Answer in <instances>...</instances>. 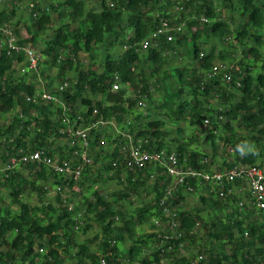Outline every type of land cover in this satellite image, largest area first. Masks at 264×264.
Instances as JSON below:
<instances>
[{"label": "trees", "instance_id": "obj_1", "mask_svg": "<svg viewBox=\"0 0 264 264\" xmlns=\"http://www.w3.org/2000/svg\"><path fill=\"white\" fill-rule=\"evenodd\" d=\"M100 1L99 9H87L86 0H62L56 4V8L65 7L70 11L71 22L79 23L74 28L71 23H62L43 49V55L51 58L50 62L55 65L61 63L64 70L76 72L74 86L69 84L61 93L58 90L51 91L62 97L67 110L40 98L30 100L39 91L38 83L34 81L35 71H30L33 78L24 74L15 77L17 62H26L27 65L25 54H9L5 45L0 48V111L9 117L7 125L0 128V138L6 141L1 156L7 162L0 179L11 189L9 193L12 197L9 205H0V264H66L68 259L97 264L101 255L113 260L125 258L130 261L129 264H164L165 258L168 264H193L192 258L200 253H204L206 258L198 264H264V222L261 218L250 210H241L236 206L239 197L230 195L223 199L212 185L195 179L191 180V185L194 192L200 194L202 208L178 207L181 227L185 229L182 240L189 246L196 245L202 239V229H207L206 239L210 242L205 239V245H201L196 255L190 252L180 255L179 249L167 250L173 240L162 242L158 233L151 231L148 237L157 241L155 251L143 255L146 239L141 237L137 226L151 221V226L156 230L153 219L163 218L160 200L173 178L162 175L155 165H149L138 175L129 171L121 150L126 138L111 125L106 127L114 130L112 134H106L108 131L102 126L89 131V155L94 164L101 163L99 173L89 177L88 185H84L81 180L91 172L93 163L85 167L79 181V192H86L87 188L96 198L92 201L86 197L84 207L74 205V209L70 210L69 206L74 202L62 195L72 189L73 182L67 189L62 188V192L57 191L58 185L65 183L62 175L45 164L23 161L25 154L37 149L49 154L59 152L62 158H72L75 147L80 148L79 144L74 147L65 145L67 143L57 144L58 139L68 138L60 132L64 126L62 118L68 116L74 120L81 116L78 126L82 128L101 118L111 120L119 129L132 133L136 139H144V147L175 150L181 163L186 162L197 169L210 170L213 165L223 168L237 163L257 165L264 169V0ZM171 6L174 11H170ZM37 9L33 4L35 26L37 31H45L51 24L52 16L47 9L42 12ZM223 12L231 15L238 13L242 19L236 27H231L221 16ZM15 16V8L0 9V26L9 24L19 44L32 42L34 45L36 33L30 39H20L17 27L11 25ZM177 16L179 20H176ZM203 17L209 21L203 22ZM161 18H171L174 24L188 19L191 26L196 25V30L187 35L176 28L173 41L162 38L158 46L139 50V43L160 25ZM130 29L133 34L128 33ZM2 36L0 31V39ZM228 37L231 39L228 40ZM216 40L243 48L240 59L231 62L239 66L240 72L233 74L230 84L219 74L214 77L208 75L220 57L228 58L227 53L218 51L215 43L209 45ZM118 45L124 47V52L117 55L105 51L100 70L94 68L93 64L84 68L80 53L91 55L96 48L114 50ZM176 48L183 49L193 66H180L171 73H164L158 85L162 87L163 94L158 103L150 102L160 113L171 118V123L179 129L184 128V125L196 127L191 139L202 137L199 147L190 146L191 143L184 139L172 145L168 141L170 133L164 119H148L150 115L136 111V108L141 107L139 98L150 97L152 87L148 76H156L166 57ZM64 50L71 54L59 61ZM147 66L149 71L145 70ZM117 75L121 87L113 91ZM238 76L242 77V86H237L235 80ZM123 84L138 89L137 96L130 97ZM79 100L82 109L77 108ZM220 115L223 119L217 124ZM206 117L212 119L218 132L204 126ZM207 143H210L211 152L202 149ZM238 145L244 154L238 151ZM225 146H228L227 149L219 150ZM249 147L255 149V154L247 151ZM13 158L17 163L8 168ZM205 158L209 159L208 163L203 162ZM20 167L28 169V173L21 172ZM103 175L118 180L127 191H119L114 200L107 198L99 188L94 187ZM24 186H29L31 193L36 194L39 200L36 204H29L23 199ZM50 187H55L56 191L57 202L54 204L47 203ZM142 190L145 194L151 193L152 200L137 213L125 217L116 204L132 194L139 195ZM184 191L183 185L176 188L174 204L182 205L186 198ZM12 204L17 206V211L12 210ZM86 212L95 215L106 235L100 245L101 253H93L87 244L78 241L75 229L83 228ZM116 217L122 219V225H115ZM197 222H200L201 227L195 230ZM88 227L90 225L87 223L84 229ZM193 229L195 232L192 233ZM246 231L249 236L245 235ZM127 237L131 245L125 254L120 244ZM217 241L222 244L219 251L215 247ZM160 243L163 246L158 248ZM39 247H44L45 252L41 253Z\"/></svg>", "mask_w": 264, "mask_h": 264}, {"label": "built area", "instance_id": "obj_2", "mask_svg": "<svg viewBox=\"0 0 264 264\" xmlns=\"http://www.w3.org/2000/svg\"><path fill=\"white\" fill-rule=\"evenodd\" d=\"M3 0H0V5ZM33 6V5H32ZM1 9V8H0ZM179 9V8H178ZM203 22H208L207 17H203ZM177 27L174 26V21L171 18H161L160 25L152 31L148 37L142 40L139 44V50H147L150 47L158 46L162 38H166L167 41H173L175 39L174 30ZM178 30V28H177ZM0 31L3 36L0 39V48L4 45L8 49V53H24L27 61V66L29 70L38 71L40 56L36 51V47L32 44H19L18 37L16 36L13 28L9 24L0 26ZM231 37H228L230 40ZM126 47V46H125ZM203 56V53H201ZM64 59L62 55L59 57V61ZM235 72H240L239 66L226 62H216L212 70L208 72L210 77L221 75L222 79L230 84L233 81V74ZM237 86H242V77L238 76L235 80ZM69 80L62 82L57 88L58 92H63L69 87ZM121 87L120 78L117 75L116 81L113 83L112 90L117 91ZM40 98L44 101H51L55 104L61 105L63 110H67V104L62 99V97L52 94L46 90L38 91L35 98L30 97L36 101ZM140 106H146V103L139 99ZM81 119V116H78ZM78 119L72 120L68 116L62 118L64 126L60 129L62 134H66L70 139L72 144H79L80 148L74 151L76 157L69 159L62 158L59 153L49 154L43 149H37L35 151L25 154L22 159L25 162H38L45 164L53 171L62 175L64 177V185H58L57 189L62 190V188H68L70 182H73V189L80 191L79 181L82 178L84 169L86 166L93 163L92 157L89 155V131L93 127H106L113 126L114 129L126 138L125 144L122 146V151L124 153V164L125 167L137 174L145 170L149 165H155L159 167L162 175L169 176L173 178L171 184L167 185L166 192L160 200V205L162 206L163 218L155 217L153 219L156 225V232L158 236L165 240H173L167 250L174 251L179 249L180 251L184 249L185 242L182 237L185 235V229L181 227V219L179 216V206L173 202L176 199V188L183 185L185 191L184 193H191L194 191L191 185V180L195 179L203 183H208L214 187V189L219 194V197L226 199L227 196L235 195L239 197L236 201V206L241 210H250L255 216L260 217L264 222V169L258 167L257 165H246L242 163L233 164L230 166H225L223 168H218L216 165L211 166L210 170L207 169H197L194 166L187 164L186 162L181 163L179 155L175 150L168 149H150L143 146L144 139H136L134 135L125 130H121L117 125L111 121L101 118L100 120L91 123L88 127L78 126ZM223 116L220 115L217 120V124L221 122ZM204 126L211 127L214 132H218L215 128L210 117L204 119ZM204 163H208L209 159L205 158ZM17 160L13 158L8 168L16 165ZM239 180L240 183L237 184L236 181ZM170 200V201H169ZM74 203L69 206L70 210L74 209ZM200 226V222L196 223L195 230ZM193 229L191 232H195ZM246 236H249V232H245ZM176 241H179L177 243ZM163 243L158 245L162 247ZM41 253L45 252L44 247L38 248ZM206 255L204 253L198 254L193 257V264H198L200 261L204 260ZM129 260H113L108 259L106 256L101 255L98 258L97 264H129ZM164 262V260H163ZM71 264H86L73 262Z\"/></svg>", "mask_w": 264, "mask_h": 264}, {"label": "rangeland", "instance_id": "obj_3", "mask_svg": "<svg viewBox=\"0 0 264 264\" xmlns=\"http://www.w3.org/2000/svg\"><path fill=\"white\" fill-rule=\"evenodd\" d=\"M62 0H3L2 4L0 5V8H15L16 16L13 18L11 25L18 29L19 32V37L20 39H30L33 34L36 33V42L34 46L36 47V51L38 55L40 56V63H39V69L38 71H35L33 73H36V78L35 82L38 83V88L39 91L41 90H46L48 92H55L59 85L66 81L67 78L69 79L70 84L74 86L76 81H77V75L75 70H64L62 67L61 63H57L56 65L53 64L51 61V58H48L43 55V49L46 48L47 42L54 37L55 32L61 27L62 23H71L72 28L77 27L79 23H73L71 22V18L69 17L70 11H68L65 7L62 8H56V4H58ZM35 4L37 6V11L42 12L43 9H47L48 12L52 16V21L49 26V28L45 31H37V27L35 26V19L32 14V5ZM101 1L100 0H86V7L87 9H99L100 8ZM54 6L56 9H54ZM174 6V5H173ZM173 6H171L170 11H174ZM173 15V12L171 13ZM189 16V15H188ZM221 16L227 20L230 24L231 27H236L237 23L239 20L242 19V16L239 15L238 13L231 15L228 12H223ZM190 17V16H189ZM174 18V17H173ZM180 17L177 16L176 20H179ZM188 19L181 21V22H176L177 24H174L175 27L178 28V31L183 32L187 35H191L195 30H196V25H190L188 23ZM200 23V22H198ZM200 25H203L200 23ZM129 34H133V30L130 29L128 31ZM30 43V42H29ZM32 43V42H31ZM30 43V44H31ZM216 44L218 51L221 50L223 53H227V59H223L222 57L219 58L218 62H226V63H231L232 60H239L241 57V52H242V46L238 45L237 47L233 46V44H228V43H221L218 40L212 41L209 43L210 44ZM233 43V42H232ZM106 52H111V53H116L117 55H120L121 53L124 52V47L122 45H118L116 49L114 50H109L106 48V50H101L97 49L92 52V54H88L86 52L80 53V59L81 62L84 64V68H88L93 64L94 68L101 69L102 68V59L105 55ZM171 54L166 57V60L164 62V65L159 73H157L156 76H148L147 80L150 84L151 88V94L150 97L142 96L141 100H143L146 103V106L144 107H138L136 108L137 112H142L143 114L150 115L148 119H164L166 121V128L168 129L170 136L168 138V141L172 145H175L176 142L181 141L184 139L187 141V143H191L190 146L195 147V146H200L201 145V139L202 137H197V139H191V135L194 134V130L196 127L184 125L182 129H179V127L175 126L174 124L171 123L170 119L168 116H165V114L160 113L158 109H156L154 106H152V101H155L158 103L159 98L162 96L163 91L162 87L159 88L158 85L161 84V80L163 76L165 75L164 73L172 72L176 67L180 66H193V63L191 60L188 58L186 53L183 51L182 48H176L172 49ZM205 51V49H204ZM235 53V56L233 55ZM71 53L68 52V50H64L61 55L65 58L70 56ZM50 59V61H49ZM221 60V61H220ZM26 63V62H25ZM18 64L15 65V70L17 71L15 73V77L27 75L32 77V72L30 74V71L28 69V66L25 64ZM232 64V63H231ZM145 70L149 71V67H145ZM43 71V72H42ZM146 72V71H145ZM44 73V74H43ZM44 75L46 76L44 78ZM19 78V77H18ZM181 84V82H180ZM122 87H126L128 90V94L130 97L134 98L137 96L138 89H134L131 85H122ZM54 90V91H53ZM51 92V93H52ZM55 94V93H52ZM151 101V102H150ZM151 107V108H150ZM78 109H82L80 100L77 104ZM9 119L8 115L6 113H3L0 111V128L3 126L7 125V120ZM200 127V126H199ZM108 131L106 134H109V132L112 134L114 133L113 129L111 127H105V131ZM172 138V139H171ZM177 138V139H176ZM170 139V140H169ZM175 139V140H173ZM106 140V138L104 139ZM107 141V140H106ZM5 140L3 137L0 138V177H2L3 172L5 171V168L7 167V162L6 159H4L1 156V153H3L5 149ZM68 145L70 147H74V144H72L71 139L68 137L67 139H58L57 144H64ZM222 145V144H221ZM220 145V146H221ZM228 146L225 147H220L219 150L224 151L227 149ZM69 148V147H67ZM77 148L75 147V150ZM204 150L207 152H211L212 148L210 147V143H207L206 145L203 146ZM58 152V151H57ZM93 157L95 158L96 152L93 149ZM59 153V152H58ZM71 157H76L75 153ZM217 159V158H216ZM218 162V161H217ZM216 162V163H217ZM101 162L93 163L91 167V172L88 174L87 177H83L81 182L84 185H88L90 183L89 177L92 175H96L99 173V166ZM19 170L25 174L28 173V169L24 167H20ZM29 175V174H28ZM22 183H24L21 180ZM6 182L3 179H0V205L2 207H5L6 205L10 204V200L12 199L9 191L11 190L8 186H5ZM26 187V186H24ZM95 188H99L100 191L103 193V195H106L107 198L109 199H116L117 198V193L121 190L127 191L125 189L124 185L119 183L118 180L113 179V178H108L106 175H103L102 179H98L97 183L94 185ZM49 196L47 199V203H55L57 202V196H56V191L55 187H50L49 188ZM86 189V192H78L74 190L73 188L71 190H67L62 193L63 197L66 195L71 199L72 202H74L75 205L84 207L85 199L88 197L90 200L94 201L95 195L93 192H90L89 190ZM61 191L62 190H57ZM23 199L26 200L29 204H36L39 200L37 199L36 194L31 193V188L28 186L25 188L24 193H23ZM86 194V195H85ZM116 194V195H115ZM186 198L183 201L182 205H179L180 208L182 209H199L202 208V202L200 199V194L199 192H191V193H185ZM153 195L151 193L145 194V192L142 190V192L139 195L132 194L130 197H125L120 200V202L117 205V209H121L123 213H125V217H130L132 213H137L139 209L144 206L146 203H149L150 200H152ZM13 211H17V206L13 205L11 206ZM39 215H41L40 212H38ZM213 215V212L210 213ZM222 215V214H221ZM84 224L83 228H78L75 229V232L77 234L78 241L80 243H85L87 244L93 253H101V248L100 245L104 241L106 235L103 233V228L100 225V223L96 220L95 215L93 213H88L86 212L84 215ZM89 224L90 227H88L86 230L84 229L85 224ZM122 219L119 217L115 218V225H122ZM198 226V228H200ZM207 228V227H206ZM138 232L141 233V237L146 239L145 245H143V255H148L149 253L155 251V245L157 244V241L155 239H152L148 237V233L151 231H155L154 227L151 226V221L144 223L141 226H137ZM207 229H202L201 231V237L202 239L197 243L196 245H187V242L185 243V248L179 252V254H187V253H192L193 255H196L198 253V250L200 249L201 245L202 247L205 245L204 241L207 238ZM203 240V241H202ZM206 241L210 242V240ZM213 245V242H211ZM131 245V240L130 238L127 237L126 241L124 243L120 244L121 249L123 252L126 254L128 252L129 246ZM222 244L220 241H217L215 244V247H217V250L219 251L221 248ZM201 247V248H202ZM125 259V258H123ZM126 260V259H125ZM76 261V259H74ZM73 259H68L66 261V264H71L74 262ZM168 260L165 258V261L163 262L164 264H168Z\"/></svg>", "mask_w": 264, "mask_h": 264}, {"label": "clouds", "instance_id": "obj_4", "mask_svg": "<svg viewBox=\"0 0 264 264\" xmlns=\"http://www.w3.org/2000/svg\"><path fill=\"white\" fill-rule=\"evenodd\" d=\"M237 149H238V151H240L242 154H244V152L241 150V148H240L239 145L237 146ZM247 151H248V152H252L253 154H255V149H253V148H251V147H249V148L247 149Z\"/></svg>", "mask_w": 264, "mask_h": 264}]
</instances>
